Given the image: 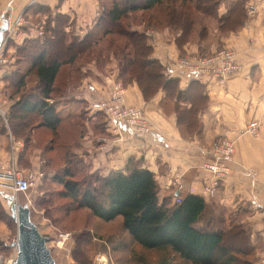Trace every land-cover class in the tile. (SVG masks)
Wrapping results in <instances>:
<instances>
[{
	"label": "crops",
	"instance_id": "1",
	"mask_svg": "<svg viewBox=\"0 0 264 264\" xmlns=\"http://www.w3.org/2000/svg\"><path fill=\"white\" fill-rule=\"evenodd\" d=\"M233 1L224 0L218 8V15L225 14ZM243 1L246 19L238 30L220 34L213 23L206 39L191 40L181 48L175 42L176 34L167 26L151 27L144 19L134 25L133 30L145 34L152 47L151 58L163 66V75L167 79H177L179 89L190 93L186 102L167 95L162 88L144 98L135 80L125 83L119 78L118 60L112 52H108L104 60L89 58L77 68L67 69L66 76H62L61 66L53 83L54 97L49 101L54 103L62 119L59 138L66 142L68 152L83 158L89 172L104 177L111 171L124 170L129 164L148 168L155 175L160 202L173 200L177 194L174 190L177 177L183 187L178 195H198L207 175L200 169V164L208 144L219 136L234 139L236 152L231 172L217 195L205 200L224 206L240 202L250 204L247 220L252 230V242L261 241L262 248L256 253L260 258L264 257V203L261 200L262 196L264 199V0ZM18 14H22L27 23L10 37L16 45H8L5 54L13 61L8 60L7 65L0 66V85L5 82V76L15 72L21 64L13 63L15 57L9 53L25 39L39 37L37 25L44 29L45 23L50 21L53 25L55 16L63 15L68 18L65 31L83 39L97 23L101 6L99 0H0V20L9 23ZM219 47L233 49L241 65L239 72L223 86L213 81L196 80L186 73H165L166 65L178 56L208 53ZM27 78L30 81L15 94V99L33 94V85L36 86L38 79L34 74ZM119 81L124 87L122 101L143 107L150 124L147 134L137 135L125 128L114 130L107 127L101 106L110 101ZM193 100L202 103L195 115L183 114L192 107ZM13 102L14 99H10L5 106V118L2 116L0 158L3 161L9 159L11 144L17 141L19 151L14 160L17 168L22 173L44 175L41 169L47 168L52 137L43 126L29 129L26 141L19 137L16 131L21 130L22 125H11L8 120ZM176 105L179 110L183 107L185 110L176 112ZM190 120L192 132L186 134V127L181 123ZM251 121L258 124L256 136L246 131ZM42 133L48 136L41 145L39 135ZM248 169L254 171L253 177L248 174ZM190 186L194 192L189 191Z\"/></svg>",
	"mask_w": 264,
	"mask_h": 264
},
{
	"label": "trees",
	"instance_id": "2",
	"mask_svg": "<svg viewBox=\"0 0 264 264\" xmlns=\"http://www.w3.org/2000/svg\"><path fill=\"white\" fill-rule=\"evenodd\" d=\"M223 1L99 0V19L83 39L66 32L68 18L57 15L53 25H50V21L45 23L43 35L25 39L16 47L14 63L21 64L3 81V88L9 91L10 99H14L8 112L9 124L22 125L16 134L26 141L29 129L43 126L54 135L52 141L56 140L65 148L63 158L68 157L52 175V180L62 186L60 196L69 198L71 203L87 209L101 221L120 218L123 229L142 248L163 250L190 264H255L257 246L251 240V226L245 227L241 222L232 223L229 220L232 215L224 205L207 202L193 193L178 195V201L175 195L173 200L164 199L160 202L155 175L145 167L129 164L124 170L111 171L104 177L96 172L82 173L86 168L84 162L68 152L66 142L59 138L58 129L62 119L49 99L54 97L53 83L61 66L80 58H83L81 62L89 58L104 60L107 53L112 52L118 60L119 78L125 83L135 80L144 98L162 88L167 95L186 102L191 97L190 93L179 89L177 79H167L163 75V66L157 59L151 58L152 47L147 43L145 34L126 29L122 21L138 12L151 27L171 28L176 34L175 42L181 48L191 40L206 39L213 23L220 34L236 31L242 26L246 19L244 1L234 0L228 5L225 14L218 15V8ZM155 9H159L161 17L152 15ZM145 13H148L146 18ZM113 26L116 29H112ZM114 34L123 39L122 44L114 45L115 41L110 37ZM33 74L38 79L36 86L33 85V94H24L15 99V94L30 81L27 76ZM191 104L188 112L184 111V107L179 110L176 105L174 108L176 112L195 115L202 103L193 100ZM3 122L0 116V129ZM181 124L186 127L184 133L192 132L191 120ZM51 163L52 159L48 157L47 168ZM74 164L82 165L79 168V174H83L81 179L74 178L78 173ZM3 212L0 205V219L5 215ZM10 218L13 219L11 212ZM238 254H254V258L241 259ZM159 264L172 263L166 257Z\"/></svg>",
	"mask_w": 264,
	"mask_h": 264
},
{
	"label": "rangeland",
	"instance_id": "3",
	"mask_svg": "<svg viewBox=\"0 0 264 264\" xmlns=\"http://www.w3.org/2000/svg\"><path fill=\"white\" fill-rule=\"evenodd\" d=\"M153 13L154 17H161L159 9H155ZM147 16L148 13H145L144 17L146 18ZM140 21L141 14L136 12L130 15L128 19H124L122 26L133 30L134 25ZM2 22L5 21H2L1 18L0 24ZM111 28L116 29L114 26ZM4 37L1 46L3 51L8 50V45L10 44L16 45V43L12 42L13 38H10L11 36L7 37L6 34ZM110 37L114 39V45L122 44L123 39L121 37L119 38L115 34L110 35ZM67 39L70 40V37H67ZM96 51L94 55L97 54ZM15 53L16 49L9 54L13 56ZM6 57L8 60L13 61L12 57ZM82 60L83 58H80L73 63L65 64L62 76H66L67 69L79 65ZM63 134L66 136L65 132ZM50 135L54 139V135ZM47 136L44 133L39 135V139L41 140L39 143L41 145ZM52 145L51 152L47 154L52 159V165L49 168H44V171L41 169L42 172H45L44 175L39 172H33L35 173V179L32 186L26 193L14 195V200L17 203L29 206L31 220L37 225L40 233L48 237L47 247L50 249L55 264H159L166 257H168L172 264H190L183 262L177 256H172L166 251L142 248L123 229L120 218L108 222L101 221L93 217L87 209L79 208L71 203L69 198L60 196L59 191H61L62 186L52 180V175L60 169L63 161L68 156L63 158L64 152H66L65 148L61 144H58L56 140L52 141ZM71 159L73 161L77 158ZM78 159L83 161L81 156ZM84 165H87L86 162ZM81 166L74 164V167L78 171L76 177H74L75 179L83 177V174H79ZM86 171L88 173V168H85L82 173H86ZM11 196L13 194L9 192L0 193V205L4 211L3 214H5L0 219V254H3L7 259L14 256L16 249L13 243L17 239V223L10 218L11 211L7 199ZM261 200L264 203L263 196ZM249 205V203L240 202L234 206L224 207L228 213H231L232 218L229 220L232 223L241 222L246 227L250 225V222L247 220ZM253 243L256 244L257 250L262 248L260 240H256ZM238 257L252 260L254 254H238ZM258 258L256 256L257 260Z\"/></svg>",
	"mask_w": 264,
	"mask_h": 264
},
{
	"label": "built area",
	"instance_id": "4",
	"mask_svg": "<svg viewBox=\"0 0 264 264\" xmlns=\"http://www.w3.org/2000/svg\"><path fill=\"white\" fill-rule=\"evenodd\" d=\"M27 21L22 14H18L12 21L7 24L5 36H13L16 30ZM38 35L43 34V26H36ZM5 38V37H4ZM4 40V39H3ZM3 44V42H2ZM1 44V46H2ZM0 46V66L7 65L8 58L5 51ZM241 65L235 57L233 49L222 47L212 51L208 55L192 54L178 56L172 59L166 65L165 73H186L190 77L200 80L213 81L220 86L225 85L228 79L237 74ZM124 87L122 83L116 82L115 90L110 101L101 106L104 113L107 127L119 130L125 128L131 133L144 135L150 132V124L146 118L145 111L142 106L127 105L123 99ZM10 102L9 91L0 85V115L5 118V106ZM246 131L253 136L258 135V124L251 121L247 124ZM106 140V139H105ZM17 141L11 144L10 156L7 160L0 158V193L9 192L17 195L18 193H26L32 186L35 173H22L16 166L14 160L19 148L16 146ZM236 152L235 140L226 136H219L211 140L205 151V158L200 164V169L207 175L202 180L201 188L197 194L206 200H210L217 195L219 189L230 174L234 163V155ZM248 174L254 176V171L248 169ZM175 188L177 192L176 200L178 201V192L182 190V184L175 179ZM190 192L194 189L190 186ZM13 245L16 249V240ZM17 249L14 251V256L5 258L0 254V264H12L16 257ZM256 264H264V257L261 256Z\"/></svg>",
	"mask_w": 264,
	"mask_h": 264
},
{
	"label": "water",
	"instance_id": "5",
	"mask_svg": "<svg viewBox=\"0 0 264 264\" xmlns=\"http://www.w3.org/2000/svg\"><path fill=\"white\" fill-rule=\"evenodd\" d=\"M7 24L6 20L0 24V46ZM14 199V196L9 197L11 215L17 223V252L12 264H55L47 247L48 237L41 234L31 220L29 206L17 203Z\"/></svg>",
	"mask_w": 264,
	"mask_h": 264
}]
</instances>
